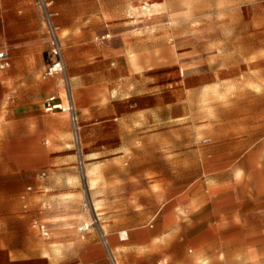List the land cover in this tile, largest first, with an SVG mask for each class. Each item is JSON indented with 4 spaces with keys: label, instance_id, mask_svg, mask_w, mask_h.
I'll return each mask as SVG.
<instances>
[{
    "label": "rangeland",
    "instance_id": "rangeland-1",
    "mask_svg": "<svg viewBox=\"0 0 264 264\" xmlns=\"http://www.w3.org/2000/svg\"><path fill=\"white\" fill-rule=\"evenodd\" d=\"M50 1L63 75L43 78L53 58L37 0H0V43L37 42L16 88L41 106L64 103L68 80L80 143L68 113H32L48 143L36 170L0 175V264H112L101 230L120 264L247 254L258 233L235 159L264 157V0ZM13 66L0 69L8 87Z\"/></svg>",
    "mask_w": 264,
    "mask_h": 264
},
{
    "label": "crops",
    "instance_id": "crops-1",
    "mask_svg": "<svg viewBox=\"0 0 264 264\" xmlns=\"http://www.w3.org/2000/svg\"><path fill=\"white\" fill-rule=\"evenodd\" d=\"M41 35L44 37L43 33L39 32L40 37ZM44 38L46 39V37ZM2 43H0V46L9 50L11 65L13 63L14 66L11 74L13 83H9L8 87V85L1 83L0 80V175L7 181H15V176H27V174H30L31 169H37L41 161V151L48 143L40 132L33 134L32 113H54L55 111L47 112L45 103L43 108L38 103V100L32 98L30 88H16V76L19 73L26 72L30 54L36 50L37 42L32 39H19L9 43L10 45ZM250 154L254 155V157L252 158ZM235 160L236 162H242L247 167L248 181L245 182L244 190L247 191L249 202L253 205L251 210L253 214V230L258 233V236L249 240V251L247 254H233L219 261L222 264H264V189H261L262 192L258 191L260 181L264 186V157H261V147L249 150L246 158L239 157ZM255 161L258 163L256 164ZM235 183L236 181L234 183L226 181L222 186L227 188L234 186ZM212 187L211 191L216 192V185ZM232 198L234 197L232 196ZM220 202L225 204L226 198H221ZM198 205L205 211L208 208L204 205V200L201 198L198 199ZM36 220L38 219L33 220L31 225L32 228L39 231L34 227ZM220 240L221 244H224L223 239ZM219 242L217 241V243ZM232 244H239V240H233Z\"/></svg>",
    "mask_w": 264,
    "mask_h": 264
},
{
    "label": "built area",
    "instance_id": "built-area-1",
    "mask_svg": "<svg viewBox=\"0 0 264 264\" xmlns=\"http://www.w3.org/2000/svg\"><path fill=\"white\" fill-rule=\"evenodd\" d=\"M40 9L44 14V20L47 27V31L50 37V53L53 58L52 62L46 68L43 73V78L47 79L56 74L64 73L65 61L63 54V46L60 41L57 29L53 22V12L51 11L52 1L50 0H37ZM11 65V55L9 50L6 47L0 46V69L6 70ZM65 87V102L63 103L61 99L56 96H50L45 101V109L47 112L61 111L66 112L69 115V120L73 129V135L75 137V145H79L80 138V126H79V117L77 106L75 102L74 93L72 87L67 79L64 80ZM34 227H36L43 236L49 235V227L47 224L36 220L34 222ZM88 228V227H87ZM101 240L107 254L110 257L112 264H120L117 257L114 255L109 240L106 234L101 230L100 231Z\"/></svg>",
    "mask_w": 264,
    "mask_h": 264
},
{
    "label": "bare ground",
    "instance_id": "bare-ground-1",
    "mask_svg": "<svg viewBox=\"0 0 264 264\" xmlns=\"http://www.w3.org/2000/svg\"><path fill=\"white\" fill-rule=\"evenodd\" d=\"M84 227H88L89 228V225H85ZM125 234V233H124ZM124 239H126V238H124Z\"/></svg>",
    "mask_w": 264,
    "mask_h": 264
}]
</instances>
